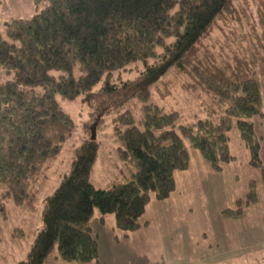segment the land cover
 Segmentation results:
<instances>
[{
    "label": "trees",
    "instance_id": "trees-1",
    "mask_svg": "<svg viewBox=\"0 0 264 264\" xmlns=\"http://www.w3.org/2000/svg\"><path fill=\"white\" fill-rule=\"evenodd\" d=\"M46 1L32 18L6 22L7 39L0 32V75L11 78L0 84V214L8 221L9 204L34 210L36 181L73 134L74 121L57 96L82 97L88 106L100 102L97 111L115 114L117 153L127 172L107 189L95 187L90 175L99 145L85 141L45 199L43 228L19 264H100L95 210L102 223L115 216L122 238L148 226L141 218L151 195L170 198L176 173L189 169L187 142L220 171L235 160L229 133L237 128L264 182L262 139L252 121L264 119V21L244 36L249 44L242 55L229 58L200 47L222 17L234 13L237 0ZM128 71L136 77L124 80ZM172 71L187 78L184 90L209 97L207 117L183 125L178 112L157 104L153 92L163 98L160 84ZM132 100L141 104L139 123L125 106ZM250 187L246 205L257 199L256 183ZM242 204L227 214L243 216Z\"/></svg>",
    "mask_w": 264,
    "mask_h": 264
},
{
    "label": "rangeland",
    "instance_id": "rangeland-1",
    "mask_svg": "<svg viewBox=\"0 0 264 264\" xmlns=\"http://www.w3.org/2000/svg\"><path fill=\"white\" fill-rule=\"evenodd\" d=\"M46 7V0H2L0 32L3 37L7 39L6 22L30 19ZM234 9V13L222 17L211 36L202 41V50L209 49L215 52L213 54L229 58L233 52L242 55L243 47L249 44L248 40L244 41V36L264 21V0H237ZM2 73L0 84L11 79ZM60 74L53 73L56 77ZM74 74H80L78 68ZM121 76L126 80L136 77V74L128 71ZM186 80L185 76L172 71L161 81V91L165 93L163 98L157 91L153 92V97L161 108L178 112L183 125H191L207 117L206 107L211 101L200 90L195 93L184 90ZM56 99L61 109L74 121L73 134L64 142L59 156L36 181L34 210L9 204L8 221L0 214L4 233H12L15 229L23 231V237L12 236L15 240H22V244L34 243L44 225L45 199L54 194L62 178L69 174L75 151L85 141L94 137L99 145L98 159L90 175L95 187L107 189L115 181L124 180L123 173L125 175L127 172L117 153L120 144L113 133L115 114H101L102 111H97L100 102L88 106L83 103L82 97L65 100L57 96ZM125 106L139 123L142 120L141 104L132 100ZM102 117L103 123L99 122ZM252 121L257 135L262 139L261 158L264 162V119L257 117ZM229 137L230 153L235 160L223 165L220 171L214 170L199 151L187 142L189 169L176 173V190L170 198L160 201L151 195L141 218L142 222L149 224L131 234L130 238H122L117 232L120 238L116 240L112 229L115 216H108L103 225L98 210H95L91 224L95 233L99 234L100 264H264L262 172L250 165V151L240 139L239 130L234 128ZM253 181L256 183L257 199L255 203L246 205ZM242 202L243 216L235 218L227 214Z\"/></svg>",
    "mask_w": 264,
    "mask_h": 264
},
{
    "label": "crops",
    "instance_id": "crops-1",
    "mask_svg": "<svg viewBox=\"0 0 264 264\" xmlns=\"http://www.w3.org/2000/svg\"><path fill=\"white\" fill-rule=\"evenodd\" d=\"M102 224L104 225V223ZM112 229H113V235L114 233L116 234L117 230L115 229V225ZM116 236L117 234L114 236V238ZM22 242H23L22 240H15L12 237V233H8V232L4 233V229H3L1 235V242H0V264H19L20 262L24 261L33 243L29 242L22 244ZM57 263L58 261L53 262L52 264H57Z\"/></svg>",
    "mask_w": 264,
    "mask_h": 264
},
{
    "label": "water",
    "instance_id": "water-1",
    "mask_svg": "<svg viewBox=\"0 0 264 264\" xmlns=\"http://www.w3.org/2000/svg\"><path fill=\"white\" fill-rule=\"evenodd\" d=\"M93 139H94V137H93Z\"/></svg>",
    "mask_w": 264,
    "mask_h": 264
}]
</instances>
